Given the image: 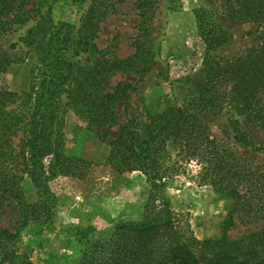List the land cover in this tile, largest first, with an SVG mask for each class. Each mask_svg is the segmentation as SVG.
<instances>
[{
	"label": "trees",
	"instance_id": "trees-1",
	"mask_svg": "<svg viewBox=\"0 0 264 264\" xmlns=\"http://www.w3.org/2000/svg\"><path fill=\"white\" fill-rule=\"evenodd\" d=\"M14 1L0 0V11L15 7L11 21H15L16 11L28 12L22 9L23 0H18V4ZM52 1L38 0L37 6L44 7L45 3L46 8L26 32V36L35 32L38 38L34 49L42 63V70L38 68L42 78L38 89L31 88L36 94L35 106L29 116L28 144L23 155L6 145L20 118L7 108L14 93L0 89V207L12 200L21 218L20 227L29 222L48 227L61 199L51 185L56 178L82 180L90 171L102 167L112 173L138 171L149 185L140 219L117 222L105 240L94 241L88 256L91 264H264V228L233 240L225 235L233 217L242 223L264 219V165L211 136L200 118L225 104L251 128L258 127L264 133V44L250 46L230 58L212 54L223 40L222 30L195 13L203 45V74L194 86V95L144 121L137 110L129 107L133 86L126 82L110 85L109 78L119 72L134 73L141 79L150 69L146 45L157 0L133 1L138 17L136 27L142 38L139 40L136 35L132 42L134 51L124 58L105 57V52L91 42L96 22L106 16V10L112 11L111 2L90 0L74 27L50 20ZM70 1L81 5L87 0ZM221 5L230 18L252 22L256 27L264 24V0H221ZM85 51L99 54L100 59L90 65L80 64L76 56ZM6 65L8 62L0 58V71ZM62 93L85 125L96 127V131L117 124L118 107L127 113V118L117 124L103 163L57 151L52 138L53 123ZM232 139L244 148L262 149L236 121ZM178 175H186L230 199L218 238L197 241L184 235L163 194L168 182ZM24 179L34 190L32 201L23 196ZM17 240V231L0 228V264H33L18 248Z\"/></svg>",
	"mask_w": 264,
	"mask_h": 264
},
{
	"label": "rangeland",
	"instance_id": "rangeland-1",
	"mask_svg": "<svg viewBox=\"0 0 264 264\" xmlns=\"http://www.w3.org/2000/svg\"><path fill=\"white\" fill-rule=\"evenodd\" d=\"M45 1L49 3V0ZM108 1L112 11L106 10V16L96 22V33L91 42L97 50L105 52V57L124 58L134 51L132 42L136 35L139 40L142 38L136 27L138 17L132 7L134 0ZM37 3L38 0H23L22 9L28 12L16 11L15 21H11L15 7L0 11V58L8 62L0 71V89L14 93V100L7 108L17 112L20 118L12 127L6 145L22 155L27 150L29 116L35 106L36 94L31 88L38 89L42 78V63L34 49L38 38L35 32L26 36L34 19L46 8L45 3L40 8ZM87 3L79 5L70 0H53L48 17L53 22H67L76 27ZM13 4H18V0ZM223 9L221 0L156 1L148 30L149 44L146 45L150 69L141 79L134 73L119 72L109 78L110 85L126 82L133 86L129 92V107L137 110L144 121L153 113L165 107L179 106L194 95V86L203 74L200 64L203 45L196 29L195 13L222 30L223 40L212 54L230 58L250 46L264 44V24L256 27L252 22L232 19ZM99 59V54L92 51L76 56L82 65H90ZM38 68L41 69L38 71ZM25 95H29V99ZM60 95L52 136L57 151L65 156L103 163L117 124L127 118V113L118 107L117 124L102 126L96 131V127L85 125L74 107L67 103L65 94ZM261 97L264 101V89ZM200 118L211 136L230 143L240 155L254 163L264 165V133L258 127L251 128L242 116L225 104L213 112L201 114ZM235 121L262 147L260 151L244 148L233 141ZM97 170L90 171L82 180L55 179L51 185L61 199L48 227L36 222L20 227L21 218L12 200L0 207V228L17 231L18 248L33 264H91L88 256L94 241L105 240L117 222L140 219L149 189L145 177L138 171L112 173L105 167ZM21 186L25 200L32 201L35 194L29 180H22ZM163 194L188 240L214 239L221 235L222 221L230 209L227 196L214 192L207 185H198L186 175L173 177ZM262 228L264 219L242 223L233 217V224L225 235L233 240ZM191 244L194 246L193 241Z\"/></svg>",
	"mask_w": 264,
	"mask_h": 264
},
{
	"label": "crops",
	"instance_id": "crops-1",
	"mask_svg": "<svg viewBox=\"0 0 264 264\" xmlns=\"http://www.w3.org/2000/svg\"><path fill=\"white\" fill-rule=\"evenodd\" d=\"M89 1H90V0L86 1V2H88L87 5L89 4ZM87 5H86V7H87Z\"/></svg>",
	"mask_w": 264,
	"mask_h": 264
}]
</instances>
